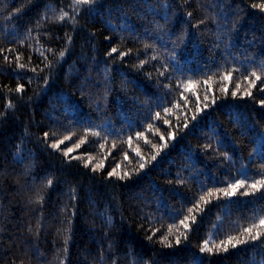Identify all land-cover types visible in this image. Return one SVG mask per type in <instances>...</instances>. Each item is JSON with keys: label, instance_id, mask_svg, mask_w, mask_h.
<instances>
[{"label": "trees", "instance_id": "obj_1", "mask_svg": "<svg viewBox=\"0 0 264 264\" xmlns=\"http://www.w3.org/2000/svg\"><path fill=\"white\" fill-rule=\"evenodd\" d=\"M261 3L0 0V264H264Z\"/></svg>", "mask_w": 264, "mask_h": 264}, {"label": "snow or ice", "instance_id": "obj_2", "mask_svg": "<svg viewBox=\"0 0 264 264\" xmlns=\"http://www.w3.org/2000/svg\"><path fill=\"white\" fill-rule=\"evenodd\" d=\"M74 2H75L76 4H87V3L90 2V0H74ZM253 7H259L261 10H264V3L258 4V5H255V4H254ZM66 15H67V13L63 14V15L60 17V19H61V20L64 19V17H65ZM112 51L115 52L116 49H112ZM5 59H7V57H5ZM21 67H23V65H21ZM253 75H255V73H253ZM256 78H257V79H260L259 76H257ZM237 87H239V85H237ZM18 90H19V89H18ZM233 95H235V92L233 93ZM249 95H250V93H249ZM165 111H168V110L166 109ZM157 118H159V113L157 114ZM165 123H167V121H165ZM149 127L151 128V126H149ZM45 135H47V133H46ZM138 135H139V134H138ZM161 138L163 139V137H161ZM146 142H147V141H146ZM60 143L62 144V143H64V141H60ZM81 143H84V141H81ZM52 147H54V148H58V147H59V144H53ZM75 147H76V148H79V147H80V144H76ZM153 147H155V145H153ZM72 151H73L72 148H68L67 151H66L64 154L67 156V155H68L70 152H72ZM137 155H139V152H137ZM73 158H75V157H73ZM125 158L127 159V155H125ZM154 158H155V157H153V159H154ZM90 161H91V158H89V161H88V162H90ZM85 166H87V164H86ZM140 167L142 168V167H143V164H141ZM93 170H95V169H93ZM114 173H115V169H113V172L109 173V175H113ZM49 183H51V181H49ZM257 183H259V184H261V185H264V180L259 181V182H257ZM243 185H244V181L241 180V181H238L236 184L230 185L229 187H231V188H233V189H236V188H238V187H242ZM250 187H252L253 189H255V188L257 187V184L254 183V184L250 185ZM225 194H226V195H231L232 193L225 192ZM209 195H211V193H209ZM201 199L203 200V197H201ZM191 211H192V210L189 209V212H191ZM186 219H187V218H186ZM193 219H194V218H193ZM183 223H184V221H181V224H183ZM258 226H264V218H261V219L259 220V225L253 224L251 227L243 229V232L248 233L250 239H252V240H256V239L259 238L260 233L257 232L256 235H251V233H252V228H254V227H258ZM185 227H187V225H185ZM169 232H171V228L169 229ZM150 238H151V237H149V239H150ZM164 239L166 240L167 237H165ZM234 239H235L234 237H229L228 240H227V244H232L233 247H236L237 244H241V243H246V242H247L246 240H236L235 243H232ZM177 243H179V240H178V239H177ZM207 245H208V241H205L204 247L201 248V251H205V250L207 249V251L211 252L212 249H211V248H208ZM221 245H222V250L227 251V245H226L224 242H221Z\"/></svg>", "mask_w": 264, "mask_h": 264}]
</instances>
